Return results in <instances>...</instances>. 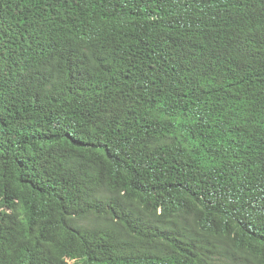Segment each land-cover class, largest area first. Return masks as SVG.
Returning a JSON list of instances; mask_svg holds the SVG:
<instances>
[{
  "label": "trees",
  "instance_id": "obj_1",
  "mask_svg": "<svg viewBox=\"0 0 264 264\" xmlns=\"http://www.w3.org/2000/svg\"><path fill=\"white\" fill-rule=\"evenodd\" d=\"M0 264H264V0H0Z\"/></svg>",
  "mask_w": 264,
  "mask_h": 264
}]
</instances>
